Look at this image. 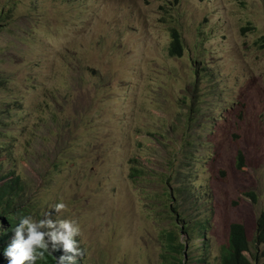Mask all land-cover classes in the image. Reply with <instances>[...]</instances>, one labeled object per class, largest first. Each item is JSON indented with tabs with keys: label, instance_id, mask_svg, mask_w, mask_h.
<instances>
[{
	"label": "rangeland",
	"instance_id": "obj_1",
	"mask_svg": "<svg viewBox=\"0 0 264 264\" xmlns=\"http://www.w3.org/2000/svg\"><path fill=\"white\" fill-rule=\"evenodd\" d=\"M13 1L0 34V76L12 79L0 141H16L0 166L20 177L30 216L78 224L83 264H162L177 203L192 232L207 227L205 249L175 230L187 264H218L233 223L253 239L264 211V0ZM172 29L181 57L168 53ZM12 99L21 110L3 114ZM57 202L66 208L54 213Z\"/></svg>",
	"mask_w": 264,
	"mask_h": 264
},
{
	"label": "clouds",
	"instance_id": "obj_2",
	"mask_svg": "<svg viewBox=\"0 0 264 264\" xmlns=\"http://www.w3.org/2000/svg\"><path fill=\"white\" fill-rule=\"evenodd\" d=\"M3 29H0V34L2 33ZM203 71V70H202ZM11 81L12 79L8 80L4 76H0V82H3L0 86V91H7L11 89ZM16 103V99H12L9 101L4 102L3 105V114H5V109L12 108L14 105V108H17L18 110H21L18 108ZM5 124L0 121V127L4 129ZM6 131V130H5ZM12 138L8 139V136H4V139L0 141V155L11 157L9 154V147L12 143ZM16 140L13 142L15 143ZM0 174L3 176V180L0 181V185L3 183H6L14 178L19 179V184L22 187V192L20 194L13 197V207H18L19 209L25 211V216L21 217L19 223L17 226L12 230L14 235L9 240V244L3 249V256L7 261V264H37V261H43L46 257V254L48 256H51L54 258L55 264H83L82 263V257L84 256L83 250L81 248L82 244L79 242L75 237L80 235V227L78 224H76L72 220H53L49 217L51 215L48 213V216L44 219H41L43 216L35 212V216L38 220H35L32 216L33 215V205L27 204L23 197H24V187L22 186V181L20 180V177L15 176V171L11 170L9 172L3 171V166H0ZM164 178L166 179V184H169L173 178L172 176L165 175ZM171 178V179H170ZM183 184V183H182ZM181 185V184H179ZM185 187L179 186L171 188L170 191H166V198L169 199V203L175 199V194L181 197V194L185 193L184 190ZM177 190H180L181 193H177ZM13 196V195H12ZM177 196V197H178ZM66 208L65 203L63 202H57L52 210L54 213L61 212ZM172 212L175 214V217L171 218V221H174L173 227L175 230H180L181 234L188 236L190 239L193 238V234H196L199 236V243L200 246L205 249L208 245V242L205 240V234H203V231H206V225L201 226V228L198 229V232L193 231L190 229L189 224L185 225V217H184V210H181L180 203H177L174 206H170ZM181 211L182 217L179 219H182L183 224L178 222L176 220L177 213L176 209ZM264 217V211L259 215L256 223H255V234L253 236V239L250 240L248 231L246 227H244L242 224H239L243 227L244 233L246 236V242L248 244V251H245L242 253V256L249 261L250 264H264V239L260 240L258 238L259 234L261 233V230L259 228V221ZM237 224V223H233ZM232 225V224H231ZM230 225V226H231ZM187 226L188 233H185L182 231L181 227ZM1 228V226H0ZM230 228L229 227V235H230ZM171 230V231H164L161 232L160 240H164L166 243V238H162L163 233H169L173 232L177 238L178 242L183 246V252L182 254L178 255L177 258L182 261V264H187L189 261H191L192 258L189 259L188 252L190 251L188 248V244H182L180 241V238L178 236L177 231ZM2 232V229H0V234ZM228 235V238H229ZM228 241V239H227ZM189 242V241H188ZM227 245V242H226ZM225 245V246H226ZM223 247V246H222ZM221 247V248H222ZM254 249L256 252L252 254V259L248 256L250 253V250ZM0 249H2L0 247ZM188 254V255H187ZM221 255V250H220ZM218 256V264H219V258Z\"/></svg>",
	"mask_w": 264,
	"mask_h": 264
},
{
	"label": "trees",
	"instance_id": "obj_3",
	"mask_svg": "<svg viewBox=\"0 0 264 264\" xmlns=\"http://www.w3.org/2000/svg\"><path fill=\"white\" fill-rule=\"evenodd\" d=\"M13 0H8L6 4L0 5V29L6 28L8 24H11L14 20ZM171 42L169 45L168 53L170 57H181L185 47L182 42L180 33L177 30L172 29L170 32ZM3 82H0V86ZM242 157L238 156V166L241 165ZM145 171L142 168L131 167L128 178L134 181H138L144 177ZM171 179V178H170ZM3 180V176L0 174V181ZM22 187L19 184V179L14 178L6 183L0 185V226L2 232L0 234V264H7L6 259L3 256V249L10 243V238L13 237V229L19 223L21 217L25 216V211L15 206L13 207V197L22 192ZM177 193H181L177 190ZM13 195V196H12ZM253 197V194H250ZM178 222L183 224L181 211L176 209ZM230 235L227 241V245L221 248V255L219 258V264H250L247 259L242 256V253L248 251V244L246 242V236L244 229L239 224H232L230 226ZM259 228L261 233L258 238L264 239V217L259 221ZM182 231L188 233L187 226L181 227ZM162 238H166L161 249L162 264H182V261L177 258L182 254L183 246L178 242L177 236L173 232L163 233ZM37 264H55L54 258L48 256L43 261H37Z\"/></svg>",
	"mask_w": 264,
	"mask_h": 264
}]
</instances>
